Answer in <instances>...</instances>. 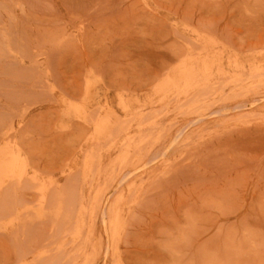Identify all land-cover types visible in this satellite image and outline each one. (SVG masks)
I'll return each instance as SVG.
<instances>
[{"label":"rangeland","instance_id":"rangeland-1","mask_svg":"<svg viewBox=\"0 0 264 264\" xmlns=\"http://www.w3.org/2000/svg\"><path fill=\"white\" fill-rule=\"evenodd\" d=\"M0 264H264V0H0Z\"/></svg>","mask_w":264,"mask_h":264}]
</instances>
